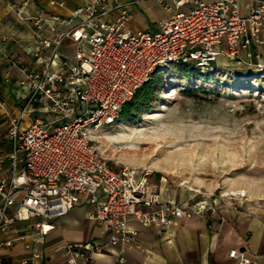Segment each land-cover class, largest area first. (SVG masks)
Instances as JSON below:
<instances>
[{
	"label": "built area",
	"instance_id": "1",
	"mask_svg": "<svg viewBox=\"0 0 264 264\" xmlns=\"http://www.w3.org/2000/svg\"><path fill=\"white\" fill-rule=\"evenodd\" d=\"M29 1L17 9L21 20L31 19L21 16ZM139 1L85 0L72 10L66 31H57L55 20L33 19L37 30L45 24L50 35L36 33L24 49L37 69H23L21 86L28 93L19 112L8 118L9 147L0 151V233L17 222L35 220L24 242L30 254L20 264H41L36 247L55 230L54 219L82 196L93 206L87 218L106 227L108 237L105 242L65 243V264H93L92 257L106 244L136 246L129 220L166 232L173 219L214 203L163 200L147 172L111 167L91 131L116 124L124 105L154 70L192 64L209 72L218 57L264 67V0H155L170 15L153 32L128 27V7ZM29 112L36 116L22 126ZM9 244L0 241V248ZM228 255L238 264L249 263L244 251L232 249Z\"/></svg>",
	"mask_w": 264,
	"mask_h": 264
},
{
	"label": "rangeland",
	"instance_id": "2",
	"mask_svg": "<svg viewBox=\"0 0 264 264\" xmlns=\"http://www.w3.org/2000/svg\"><path fill=\"white\" fill-rule=\"evenodd\" d=\"M143 1L153 5L140 8L138 22L155 31L152 20L166 14L155 0ZM261 54L264 63V47ZM215 66L207 76L178 65L162 69L147 97L130 101L119 125L91 131L106 162L147 172L163 194L189 204L234 196L264 202V67L223 57ZM172 89L174 96L166 97Z\"/></svg>",
	"mask_w": 264,
	"mask_h": 264
},
{
	"label": "crops",
	"instance_id": "3",
	"mask_svg": "<svg viewBox=\"0 0 264 264\" xmlns=\"http://www.w3.org/2000/svg\"><path fill=\"white\" fill-rule=\"evenodd\" d=\"M24 0H0V151L8 150L6 127L9 116L16 115L28 91L21 86L23 69H37L31 55L24 52L28 42L39 34L50 33L42 24L37 30L33 19H51L57 22V31H66L67 20L74 8L85 0H30L22 9L21 20L17 9ZM113 1V0H109ZM125 2L126 0H117ZM168 2L170 0H167ZM153 5L140 0L130 5L131 18L128 27L132 31H150L139 24L140 8ZM158 4V3H157ZM159 5V4H158ZM166 17L153 19L155 28L158 21L169 17L170 12L162 6ZM146 10V9H145ZM116 13L111 15V18ZM264 47V46H262ZM261 47V53H262ZM36 114L26 113L22 126L28 124ZM163 200L185 203L184 199L163 194ZM260 201V202H259ZM264 201V200H262ZM215 206L188 217L173 219L166 232L153 225L129 220L128 229L136 231V246L104 245L100 254L92 257L93 264H238L229 257V251H244L248 264H264V202L251 196H234L215 200ZM93 210L85 197L66 214L54 219L55 230L36 248L41 252V264H65L62 247L67 242L94 240L105 242L108 230L87 218ZM34 219L17 222L11 231L0 233V241H9V246L0 248V264H20L29 256L24 248ZM170 235V242L167 236ZM23 238V239H22ZM122 258V263L118 262Z\"/></svg>",
	"mask_w": 264,
	"mask_h": 264
},
{
	"label": "trees",
	"instance_id": "4",
	"mask_svg": "<svg viewBox=\"0 0 264 264\" xmlns=\"http://www.w3.org/2000/svg\"><path fill=\"white\" fill-rule=\"evenodd\" d=\"M170 66H168V68ZM178 66L183 67L185 70H187V72L193 70L199 76H207L208 74H211L212 72H217L218 71V67L215 66V63L212 65L213 66V69L212 70H210L209 72H202V73L199 72L198 69L194 65H192V64H178ZM225 66L229 67L228 64H225ZM161 70L162 69L154 70L150 74L149 78L135 92V94L133 95V97L124 105V107L121 110V113H120L121 116H119L118 121L121 120L123 117L125 118L130 113V108L128 106L131 105V102H130L131 100H138V99L139 100H143V99H145L147 97V94L149 93L150 87H152L153 85H155L156 82H158V80L160 79ZM156 71H158V72H156ZM224 75H225V73H224ZM238 76L246 79L244 81H247L248 80L247 78H248L249 75L240 74ZM254 78L257 79V76L255 74L252 75L251 79H254ZM196 82H200V81L198 80ZM248 89L249 88H244L242 91H248ZM255 91H257V90L255 89ZM255 91H253V92H255ZM124 122H125V123H123L124 125H128L129 120H124Z\"/></svg>",
	"mask_w": 264,
	"mask_h": 264
},
{
	"label": "bare ground",
	"instance_id": "5",
	"mask_svg": "<svg viewBox=\"0 0 264 264\" xmlns=\"http://www.w3.org/2000/svg\"><path fill=\"white\" fill-rule=\"evenodd\" d=\"M177 90H175V89H172V92H171V94H169V95H167L166 97H171V96H174V94H175V92H176ZM242 93H245L246 94V92H242ZM241 93V94H242ZM120 123H117L116 125H119ZM125 126V125H124ZM97 131H99V130H97ZM97 131H95V132H97ZM94 136V135H93ZM96 136V135H95ZM231 194H233V193H231Z\"/></svg>",
	"mask_w": 264,
	"mask_h": 264
}]
</instances>
